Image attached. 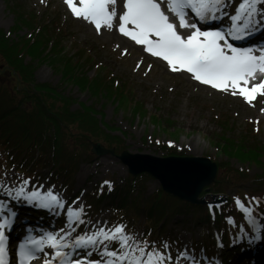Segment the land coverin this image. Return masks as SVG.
I'll return each instance as SVG.
<instances>
[{"label": "rangeland", "instance_id": "1", "mask_svg": "<svg viewBox=\"0 0 264 264\" xmlns=\"http://www.w3.org/2000/svg\"><path fill=\"white\" fill-rule=\"evenodd\" d=\"M257 7L261 8L260 6ZM16 8L19 10L18 13H23L27 24L20 22L17 12L14 11ZM54 14L56 15L53 16ZM27 18L31 20V25H28L30 22H27ZM52 19L53 22L48 25L50 29L57 25L55 21L58 20L62 26L69 29V32L63 31L64 35L60 40L55 38L58 45H55L48 54L39 52L37 60L38 55L34 56L36 82L55 86L56 92L65 97H70L72 109L82 108L81 103H84L103 110V119L115 129L112 132L109 129L108 132L119 136L124 141L125 148L120 152L128 150L130 152L166 156L163 151L164 148L172 146L177 150L176 153L182 156L200 155L210 157L214 161H221L225 155L218 150L217 144H214L213 136L216 138L217 135L224 136L226 135L225 132H228L227 135L230 137L238 136L239 138L247 135L250 141H253L256 137V142H260L261 147L264 149V99L259 98L255 103H253V100L242 103L230 97L222 96L221 93L204 92L199 87L193 86L182 75L169 72L164 74L166 86L158 89L150 79L155 68L150 72L138 73L133 61L134 52L122 51L105 38L91 31L81 18L73 14L65 0H0V28L9 36V39H26L22 37L33 39L36 35V38L40 39L42 36L38 37V35L42 33L45 25H42L40 33H38V29L35 30L34 25L37 24V28L39 24L43 23V20L49 22ZM52 36L55 37V33L51 32L49 37ZM41 45H43V41ZM70 50H74V55L79 57L76 61L83 59L82 65L79 64L80 67L77 69L79 73H84V76L87 75L91 78L96 75L105 76L106 74H110V77L115 76L116 80L124 81L127 84L126 87L132 91L130 98H126L121 107L118 108L117 101L109 97L107 99L93 97L89 91L81 89L77 84L78 82L72 83L67 80L62 75L61 69L66 62H73L69 57ZM41 51H44V47ZM124 55H126L130 64L124 62ZM27 60H30V58L27 57ZM148 65L151 66L149 63ZM4 73L6 72L0 73V76ZM5 77L10 79L8 75H5ZM129 101L132 105H134V102H138L144 106L147 116L141 114L134 116V112L129 109ZM152 114L162 116L165 122H173V128H162L156 133L151 119L148 118ZM77 126V124H71V130L73 132L79 131ZM105 133L107 132L105 131ZM120 152L115 151L116 154ZM217 152L218 154H216ZM3 154V142L0 140V161ZM91 154L90 159L89 156H85L83 159L77 158V171L70 185H64L65 182L62 177H56L55 180L58 182L54 181L51 177V168L48 166L40 167V169L36 168L38 170L29 176L28 173L18 170L15 164L4 167L0 163V187L4 190L18 188L23 180L30 179V183L25 186L26 193L39 189L40 193L43 190V195L51 189L53 194H58V198L63 201V207L53 205L52 208H48L49 212L55 213L54 222L47 226L50 232L53 230L51 233H59L60 236L74 240L80 235H91L99 228L112 229L116 226L113 224V218L116 214H114L113 208L110 207V203L113 201L112 196H107L99 201L96 205L97 209L94 211L88 207V203L95 187L94 184L99 181L106 185L105 189L109 194L112 192L113 182L117 187L127 190L128 186L125 180L129 175V170L127 165L115 155H97L92 152ZM228 160H231L230 162L236 166L242 165V162L237 159ZM249 169L252 178H247L248 181L246 180L242 185L229 188L224 193L227 196L226 200L229 197L238 206L236 201L239 198L247 208H250L251 203H248L241 195L254 198V195H257L256 192L261 189L256 184L263 182V180L258 179V176L264 175L261 174L263 170L257 166L251 164ZM142 174L146 178V188L141 191L134 189L133 194L134 196L138 194L137 197L141 198L140 202L145 201V199H147V202H151L157 194H162L158 192L161 184L154 177L146 173ZM217 175H220L219 170ZM106 181L108 183H105ZM155 193L157 194L152 196ZM3 195H5L3 197L6 199H3L6 202L17 205L7 193ZM118 202L119 199L117 198L115 203L117 206ZM81 208L83 211L80 212L79 218H77L75 213L79 212ZM69 209L73 210L72 217L69 216ZM22 210L27 211L29 209L23 207ZM149 213L148 210L140 208L139 216L128 220L126 222L127 226H124V232L135 237V240L130 241L134 247L136 242L147 241L148 248H151L154 243L155 247L165 252L166 255L173 256L187 252L191 257L204 250L208 251L210 249V253H213L216 251H213V248H222L223 252V248L227 250L231 247V245L228 247L226 239L223 238L222 229L216 220L217 214L222 213L221 209H217L216 213L208 211L207 221L201 219L202 213L193 210L184 216H177L176 214L166 222L161 223V227H159V218L148 221L149 215L147 214ZM218 220L222 225L225 223L219 217ZM261 220H264V217ZM80 221H83V223H80ZM226 221L228 220L226 219ZM118 222L117 225H122L121 221ZM147 222H150V224H147ZM232 223L235 224V218ZM62 229L63 231H61ZM73 229L75 230L73 231ZM65 233H70V235H65ZM245 235L246 232L243 228L239 237L243 238L244 241ZM44 237L47 238V235H44ZM235 237L236 235L233 236V239ZM212 239L216 240L215 245H212ZM165 242L169 245L167 249L163 247ZM239 242H241L240 239ZM248 242L255 246L253 236L248 237ZM104 243L109 244V250H121L119 249V243L116 241H105ZM139 246L143 247L145 245L140 243ZM239 248L240 246L233 248V250ZM87 250L90 251L91 249ZM102 250L103 245H100V249L94 250L93 254L101 259H108L106 256L103 258L100 256L99 251ZM240 254L243 253H235L231 255L230 259L225 257L231 260L230 264L246 263L245 259L238 258ZM136 255H139V253H136ZM261 264H264V260Z\"/></svg>", "mask_w": 264, "mask_h": 264}, {"label": "trees", "instance_id": "2", "mask_svg": "<svg viewBox=\"0 0 264 264\" xmlns=\"http://www.w3.org/2000/svg\"><path fill=\"white\" fill-rule=\"evenodd\" d=\"M14 11L19 12L17 8ZM18 12L20 22L26 23L23 13ZM27 22L31 25L30 19L27 18ZM45 22L43 20L37 28V24L34 25L38 33L42 25H45L42 33L38 35V37L42 36L40 39L36 38L37 35L33 39H27V37H22L26 38L22 40L9 39V36L0 28V73L6 72L0 76V140L3 142L4 152L1 163L7 167L15 164L22 171H34L36 168L48 166L54 178L62 177L65 183H71L77 171V158L83 159L89 156L90 159L92 157L90 150L92 141H101L107 147H115L117 152L125 147L124 141L119 136L108 132L109 129L110 132L115 129L103 119V110L84 103H81L82 108L71 110L68 108L71 104L70 97L56 92L55 86L36 82L34 56L39 52L48 54L55 45H58L55 38L60 40L64 35L63 26H54L53 29L48 27L53 19ZM50 31L56 36L49 37ZM67 32H69L68 28ZM42 41L43 45H41ZM42 47H44L43 52ZM27 57L30 60H27ZM69 57L74 63L66 62L61 69L62 75L67 80L72 83L78 82L81 89L89 91L93 97L99 99L109 97L117 101L118 108L126 98H130L132 91L126 87L127 84L124 81L116 80L115 76L110 77V74L96 75L93 78L84 76V73L77 71L83 59L76 61L79 57L74 55V50H70ZM38 58L39 55L36 60ZM5 75H8L10 79H7ZM129 109L134 112V116L136 114L147 116L144 106L138 102L132 105L129 101ZM71 124H77L79 131L73 132ZM227 133L225 132L224 136L217 135V138L213 136L214 144H217L218 150L226 157L218 162L221 173L211 185L213 192L225 193L227 189L238 187L246 180L248 181L251 164L262 168V174H264V149L260 142H256L257 138L254 137L253 141H250L247 135L238 138V136L230 137ZM163 151L166 155L177 154V150L172 146H166ZM228 159H237L242 162V165L235 166ZM145 180L143 174L137 176L129 174L125 180L128 189H121L113 183L110 194L105 189V184L97 182L94 184L91 203L96 207L99 201L112 196L113 201L110 207L113 208L114 214L118 218H125L127 222L139 216L140 208L150 212L147 214L149 215L148 221L159 218L160 224L176 214L184 216L191 210L202 213L201 219L208 220L206 205L195 206L182 202L165 193L161 188L158 192L162 194H153L152 196L157 194L153 201L147 202L145 199L140 202L141 198L137 197L138 194L134 196L133 193L134 189L141 191L146 188ZM262 180L263 182L256 184L261 188L256 192L257 195H254L256 199L241 195L259 211H264V178ZM117 198L119 199L118 206L115 204ZM119 206L124 208L121 210ZM221 212L218 217L225 223H232L234 218L235 222L244 219L242 211L233 200L224 203ZM233 234H235V228Z\"/></svg>", "mask_w": 264, "mask_h": 264}, {"label": "snow or ice", "instance_id": "3", "mask_svg": "<svg viewBox=\"0 0 264 264\" xmlns=\"http://www.w3.org/2000/svg\"><path fill=\"white\" fill-rule=\"evenodd\" d=\"M66 3L76 17L93 22L97 31L100 30L102 23L111 28L113 19L118 18V30L121 34L145 46V51L151 55L162 58L172 71L185 70L203 84L211 85L221 91H231L232 95L239 94L249 101L255 98L258 90L264 91V80L253 84L251 88L246 86L250 80L257 78V74L264 75V51L256 55L251 48H237L227 40L229 36L240 39L242 36L237 33L250 34L253 28L264 23V7H257L264 5V0H240L235 14L229 17L232 25L227 30V35L223 30H201L197 23H189L186 19L190 13L201 22L216 19L217 13L227 15L223 12L226 7L225 0H159V2L158 0H79L81 6H77L74 0H66ZM109 4L113 5L111 11L107 7ZM162 4L166 5V10L162 9ZM121 6L123 11L118 14L117 9ZM166 12H171L178 19L179 28L194 30L189 35H182L177 31V24L170 21ZM29 183L30 179H25L20 187L6 189L7 194L13 199L23 197L29 202H37L39 207L52 208L53 205L63 207V201L58 198V194H53L51 189L43 195L39 189L26 193L25 186ZM236 202L255 226L256 221L251 217V209L246 208L239 198ZM6 208L8 205L0 201V264H5L4 256L7 252L5 229L11 227V218L15 216L10 209L8 214L4 215ZM82 211L81 208L75 213L77 218ZM68 212L72 217L73 210L69 209ZM63 240V236L57 239V234L47 233V240L41 237L39 241H28L37 247L24 251L26 245L21 244L20 248L25 261L37 258V252H44V244L51 249L70 247L72 252L80 248L86 250L83 259H72V252L55 251L51 253V259H45L44 264H53L57 258L59 264H85V261L86 264H172L173 262V257L158 250L154 243L148 248L147 241L136 242L134 247L130 241L135 240V237L127 235L123 225H118L114 230L99 228L91 235L77 236L71 245L61 243ZM105 241L118 242L121 250H109V244H105ZM140 243L145 246H139ZM100 245H103V250L99 251L100 256L102 258L106 256L108 259L88 260L87 257L92 255V251L87 249L99 250ZM163 247L167 249L169 245L165 242ZM44 255L47 257L49 253L44 252ZM181 257L195 259L189 257L187 252L180 253L176 259L179 260Z\"/></svg>", "mask_w": 264, "mask_h": 264}, {"label": "bare ground", "instance_id": "4", "mask_svg": "<svg viewBox=\"0 0 264 264\" xmlns=\"http://www.w3.org/2000/svg\"><path fill=\"white\" fill-rule=\"evenodd\" d=\"M66 1V0H65ZM235 0H225V4L226 7H224L223 12L227 13V15H223L222 13H217V17H218V22L224 27V30L227 31L230 27L228 25V20L229 17L232 15L233 13V3ZM74 3L77 6H81L79 4V0H74ZM108 10L111 11L113 8L112 4L107 5ZM162 9L166 10V5L162 4ZM118 14H121L123 11L122 6L119 7L117 9ZM169 15L170 21L174 22L177 24V31L182 32L183 35H189L191 33V31H193L194 29H181L178 26V22L174 21L172 18V14L170 12H166ZM259 18V17H257ZM81 20H83L86 23V26H88V28L93 31L94 33L100 35V37L105 38L106 40H108L111 44L115 45L118 49H121L122 51H131L134 52V66L137 68V72H143V71H147L150 72L153 68H155V70L152 72L151 74V81L153 84L156 85V87L158 89L166 86V79L165 77V73H175V74H179L182 75L183 77H185L193 86L199 87L201 90H203L204 92H212V93H221L222 96L225 97H230L236 101H241L242 103H245V101L248 103L249 100L239 94L237 95H232L231 91H221L218 90L216 88H213L211 85H206L203 84L197 80H195L193 78V74L188 73L185 70H181V71H172L170 69V66L167 64L166 61H164L162 58L159 57H155L153 55H151L150 53H148L147 51H145V46L143 45H139L137 44L135 41H133L130 37L124 36L123 34H121V32L118 30V25H119V21L118 18H114L113 19V26L111 28L107 27L106 25H104L102 23L101 28L99 31H97L95 24L93 22H91L89 19H84L81 17ZM129 27H132L131 25H129ZM253 31L257 32L258 35L260 34H264V23H261L260 25L256 26L255 28H253ZM123 60L124 62L130 64V61L127 60L126 55L123 56ZM145 63L146 66H145ZM151 64L150 65H148ZM155 65V66H154ZM261 80H264V75H260L257 74V78L255 80H250V82L246 85L248 88H251L253 84L255 83H259ZM243 86V85H242ZM238 91V90H237ZM259 98L264 99V91H257V93L255 94V98L252 99L253 103L256 102V100H258ZM246 107V106H244ZM71 110H74L71 108V106L68 107ZM247 110V108H246ZM149 119H151L152 124L154 126V131H156V133H158L162 128L164 129H169L170 127L173 128L172 123L173 122H165L164 119H162L163 117L157 114H152L150 115V117H148ZM43 192V190H42ZM3 193H7L6 190H4L2 187H0V195ZM13 196H15V193L13 192ZM14 201H16V203L18 205H22L25 203H28L30 206H34L35 203L34 202H29L28 200L24 199L23 197L19 198V199H13ZM124 207L119 206V209H123ZM8 208H6L5 210H7ZM16 213V211L14 212ZM263 229H264V224H263ZM57 236L60 237L59 233H57ZM9 237L10 238H22L23 234L21 233V231H17L16 233H9ZM59 239V238H57ZM47 240V238L45 239ZM74 240L72 239H67L64 238L63 241H61V243L63 244H68L71 245L72 242ZM47 246V244H45ZM45 247V246H44ZM46 248V247H45ZM61 250H65V252H72V248L70 247H65V248H60ZM54 250V249H53ZM58 250V249H57ZM79 249H77L75 252H72V259H79L80 258V254H77V251ZM49 251V250H48ZM92 251V250H91ZM53 253V252H52ZM93 253V251H92ZM38 254V253H36ZM42 256L44 255V252L42 254ZM92 256V255H91ZM87 257L88 260H96V259H92V257ZM179 256V254H175L173 255V262L172 264H211V263H202L200 262L198 259L196 260H191V259H184V258H180L179 260H177L176 258ZM189 257H191L190 255H188ZM85 257V255H84ZM47 258H51V254H49L47 256ZM219 259L220 261H215V264H223V252L222 249L220 248V254H219ZM243 259L246 260V264L248 261L247 257H243ZM38 258H34V261H37ZM97 260H101L103 261L104 259H97ZM42 261V260H41ZM86 263V261H85ZM238 264H242V262H239Z\"/></svg>", "mask_w": 264, "mask_h": 264}, {"label": "water", "instance_id": "5", "mask_svg": "<svg viewBox=\"0 0 264 264\" xmlns=\"http://www.w3.org/2000/svg\"><path fill=\"white\" fill-rule=\"evenodd\" d=\"M91 150L98 155H115L128 166L133 175L148 173L159 180L166 192L192 204L223 202L227 197L224 193L213 192L209 187L219 170L217 162L210 157L157 156L128 150L116 154L114 147L108 148L95 141L92 142Z\"/></svg>", "mask_w": 264, "mask_h": 264}]
</instances>
